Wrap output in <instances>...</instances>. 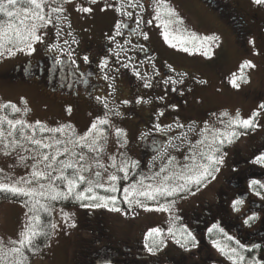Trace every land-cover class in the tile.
Returning <instances> with one entry per match:
<instances>
[{
  "label": "rangeland",
  "instance_id": "rangeland-1",
  "mask_svg": "<svg viewBox=\"0 0 264 264\" xmlns=\"http://www.w3.org/2000/svg\"><path fill=\"white\" fill-rule=\"evenodd\" d=\"M241 1L244 2H241L242 6H245V2L249 0ZM137 2L144 6L139 8V13L142 16L144 24L140 23L138 27L140 31H144L147 34V38L143 37V40H145L148 49L155 55V58L162 61L164 66L170 70L171 75L169 77L184 81L183 84L175 86L183 94H190V102H197L199 105L216 110L229 107L223 109L227 111L236 108V106H242L244 112L248 113V110L251 108L250 105L254 104L259 96L264 100L263 95L260 93L262 85H264V54L262 55L264 52V41L259 42V45L255 46L256 50L252 51L254 54L250 55V58L245 59L246 57L243 56V52H241L235 43H232L233 31L225 24L224 29L220 28L217 25L216 19L207 10L200 8L193 2L184 3L181 0H166L168 6L174 9L177 16L183 21L182 24H174L170 28L177 36L181 34L187 36L189 33H195L198 37H214V42L208 47V55H204L203 49L195 51L191 48V45H182L179 40L166 42L161 34L164 29L157 26L160 22L153 20L152 24L147 23L155 15L154 3L150 0H138ZM114 3H116V0ZM106 5L113 4L111 0H97L95 5H90L89 0H67L63 5L65 11L61 14L63 17L62 23L59 27L49 25L47 28L41 29L43 40L34 45V52L31 54L17 53L12 56H0V104L11 102L21 109L19 113H13L11 109L9 112L6 111L8 113H5V110L0 111V115H7L8 118L14 120L22 119L29 124L40 121L48 128L67 125L70 126L71 131H74L78 135H83L94 119L102 117L105 112H108L114 128H120L124 135L118 142L114 134V128L112 129L104 145L105 157L102 163H108L107 156L113 154H116L119 158V153H123L131 161L139 162L141 158L136 153L137 144L147 129H145L146 126L141 120L134 121L135 119H131L133 114L130 111L134 109L143 114L144 110L130 106L129 102L134 101V97H136L135 90L139 85L145 87V83L148 82L151 84V87L153 86L154 76L159 74L152 65L153 59L139 63L133 69L129 68V71L123 68L122 72L125 74H121L116 80L111 75V70L107 68L103 70L104 75L108 76L105 82L106 85L104 84L103 86L107 92L103 97V99L107 100V108L103 106L101 101H97L96 99V104L92 105L84 103L85 100L80 99L79 104L72 109L68 103H62L61 99H57L55 95H51L47 89H44L45 87L36 84L35 78L33 80V75H29L28 73L27 77H25L26 79L14 78L8 75L16 66L35 63L37 59L46 53L69 57L66 53L71 50L72 55L69 58L74 63L78 55L76 51H81L83 49L82 46L85 44L84 38L78 39L74 34H82L88 26L92 28L98 26L100 22L98 14L101 7L107 8L112 12V8L106 7ZM80 6H91L93 11L91 13H82L77 10ZM258 9L259 11L261 10L260 13L263 16L264 8L258 7ZM245 12L249 14L251 11L245 10ZM53 19L55 20V17ZM163 19H167V17L162 16ZM177 28L181 32H176ZM261 31L258 34L260 33L259 36L264 37V29H261ZM70 33L73 35H70ZM67 37H69V40ZM65 41L69 43L66 45ZM72 41H75V43ZM173 44L176 46L173 47ZM50 46L63 48V52H51L49 50ZM183 46H188L189 52L183 51ZM132 60L125 58L122 63H128L130 64L129 67H132ZM245 61H251L255 67H244L242 69L241 65ZM214 62H220L222 66L218 73L212 67ZM137 71L140 73L139 77L135 74ZM218 74L225 77V79L223 80L219 77V80ZM232 74H236L238 77L243 75V80L240 81L238 89L232 87L229 83ZM167 79H164V81ZM164 81L163 86L165 85ZM114 83H118V87ZM171 86L169 84L167 88L172 90ZM184 87L189 89H183ZM117 90L121 93H116ZM156 90L165 92V89L159 87ZM153 91L151 89V94H153ZM166 93L168 95L171 93V97L175 94L172 91H169V93L166 91ZM138 98L145 99L143 95ZM161 98L165 99L164 96L153 94L147 97L146 101H149L151 104L162 102ZM196 100H200V102ZM124 101H128V103L125 104L123 103ZM149 106L153 108V105ZM24 109H27V111H24ZM117 111L120 113L118 116L115 115ZM157 124L161 126L175 125L169 115L165 113L163 115L159 114ZM210 124L213 123L210 122ZM155 125L152 126L154 127ZM190 125L192 126V124L184 125V129H187ZM3 127L6 129L7 125L5 124ZM25 131L31 134L30 130L26 129ZM180 131L182 129H175L174 127V130L169 135L176 136ZM155 133L159 140L163 141L167 139L166 136H160V132L156 131ZM52 135L50 132L40 133L38 130L36 132L37 138ZM55 136L57 139L62 138L60 133H56ZM252 137V135H248L239 142V146L243 148L244 154L252 142ZM189 139L194 143L196 138L194 139L190 136ZM142 144L145 145V140ZM187 147V145H184L183 147L169 149V154L176 157L177 161L183 162V157L187 153ZM89 155L94 158L95 154L89 153ZM156 156L158 158L155 161H153V157L148 160L147 168L140 166L137 172H133L130 179L138 176L140 173L151 175L152 172L158 171L161 160L159 159V153ZM19 157H26V159L20 160ZM33 163L34 161L31 159L30 153L23 149H15L5 153L3 145L0 144V182L10 183L20 177L26 176L31 171ZM229 163H231L229 156H224L223 163L218 165L219 171L215 173V177L211 180L208 178L199 190L193 186L192 192L194 194L192 195L186 193L183 198L161 197L158 201H148L147 203L152 210H145L133 205L131 208L126 206L125 210L115 212L103 207L65 206L62 204L63 199L52 202V222L57 223L58 227L49 237L48 241L29 257L28 264H74L82 257L85 261L82 260L83 264H141L146 262V260L157 261L156 258L158 262L160 261L163 264H178L180 260L184 259L185 262L189 263L193 258L198 257V253L196 246L193 245V239L188 236L187 232L180 231L182 227L179 222L180 220L185 221L186 218L184 219V216L179 218V214L185 208L193 206L198 202H203L204 200L210 202L209 196L211 198L213 189L219 185V179L228 168ZM139 164L142 163L139 162ZM91 171L93 173L100 171L101 181L103 182L107 180L111 169L104 170L93 167ZM159 206L163 207L159 208ZM158 208L159 210H157ZM61 209L71 217L67 223L62 218ZM26 213L27 208L24 206V203L0 200V239L15 240L18 232L24 226ZM87 215L88 221L85 225H82L85 223L83 220L84 216ZM90 219H106L108 221V233L112 242L125 245L120 255H113L109 258V253H104L103 250V252H100V250L91 262H86V251L91 250L89 245L92 243L94 247H100L104 239V237H102V240L95 239L100 238V235L95 232L96 236L93 233L92 235L90 234L91 228L97 226L95 224L90 226ZM177 219L179 222H176ZM220 224L224 227L227 226L221 222ZM89 226L90 231L87 228ZM198 227H200V224L195 223L192 229H197ZM152 228L160 229V233L155 236L156 244L149 253V250L146 251V249H148L147 246H152L153 238L149 237L146 239V234ZM170 228L173 230L172 233L169 232ZM193 232L195 237L200 236V231L193 230ZM161 236L163 237L162 241ZM214 241L216 242L215 244L213 243ZM217 244L220 247H217ZM208 245L201 252V255L215 258L216 263L233 264V260L229 259L230 249L235 248L238 251L241 249L240 245H244V243L236 239L235 236H225L222 232H218V237L214 240L210 239ZM134 246H140L139 248L142 251L134 250ZM220 248H223L224 251H221ZM81 250L84 251L82 252ZM238 252L242 255L241 251ZM138 253L141 256L137 257L136 254ZM148 255L149 258L147 257ZM215 262L210 264H215Z\"/></svg>",
  "mask_w": 264,
  "mask_h": 264
},
{
  "label": "snow or ice",
  "instance_id": "snow-or-ice-1",
  "mask_svg": "<svg viewBox=\"0 0 264 264\" xmlns=\"http://www.w3.org/2000/svg\"><path fill=\"white\" fill-rule=\"evenodd\" d=\"M66 2L67 0H0V56L34 52V45L43 40L41 29L47 28L49 25L59 27L62 23L61 14L65 11L63 5ZM253 2L257 5H264V0H253ZM89 3L95 5L97 0H89ZM153 3L155 15L147 23L152 24L153 20L159 21L157 26L164 29L161 34L166 42L179 40L182 45H191L195 51L203 49V54L208 55V47L214 42V37H198L195 33L177 36L170 28L174 24H182L183 21L177 16L175 10L168 6L166 0H153ZM106 7H113V5H106ZM141 7L144 6L136 0H116L115 11L121 17L135 18L137 27H139L142 21L140 13L126 9L137 10ZM77 10L82 13H91L93 8L80 6ZM162 16L167 19L162 20ZM115 27V35H120L121 29L126 28L127 24L117 21ZM175 31L181 32L179 28ZM135 33L136 29H130V35ZM139 34L145 39L147 38L146 33L140 32ZM110 39L113 40V43L116 42L115 37H110ZM72 42L75 43V41ZM64 43L67 45L69 42L65 41ZM125 43H130V41H125ZM140 48L143 50L142 46ZM49 50L63 52V48L56 46H50ZM120 50L124 51L122 45ZM182 50L189 52V47L183 46ZM66 54L71 57L72 51L69 50ZM116 55L119 56L120 52H117ZM84 59L88 58L85 56ZM121 66L125 69L129 67L128 64L123 63ZM100 67L102 70L106 68L107 61L101 60ZM244 67L254 68L255 65L251 61H245L241 65L242 69ZM135 74L140 76L138 71ZM104 78L108 79V76L105 75ZM242 80L243 75L238 77L236 74H232L229 83L238 89ZM183 82L182 79L177 80L169 77L164 81V84L166 87L171 84L172 91L175 92V85L183 84ZM145 87H151V84L146 82ZM96 100L101 101L105 108L108 107L106 99L98 96ZM140 102L138 99L137 103ZM123 103L127 104L128 101ZM7 109H11L13 113L21 112V109L14 103L0 104V111ZM261 111H264V103H261L258 110L253 111L247 118H242L238 111L234 115L223 112L216 117L215 124L205 121L204 127L198 134L200 138L194 143L189 139L195 132L194 126L190 125L184 129V125L179 123L167 126L156 124L154 130L167 137V142H162L157 148L161 160L159 170L152 172L151 175L140 173L131 179L132 173L138 171L139 162L131 161L123 153H119V158L116 154L107 156L108 163H102L105 157L104 145L109 133L114 128L108 112H105L102 117L94 119L83 135L71 131L70 126L67 125L48 128L40 121L29 124L22 119L14 120L8 118L7 115H0V144L3 145L5 153L23 149L31 154V159L34 161L31 171L26 176L10 183L0 182V192L26 198L24 206L29 208V212L25 214L24 226L18 232L17 238L15 240L0 239V264H28L29 258L26 255V250L35 252L38 248L39 238L50 237L58 227L55 222H45L40 215L43 213L48 216L52 213V202L74 198L76 201H80L81 206L85 208L103 207L120 212L121 208L116 205L121 202L127 204L129 208L135 205L145 210H152L148 201H158L161 197L183 198L186 193L194 194L193 186L199 190L208 178H214V172L219 171L218 165L223 163L221 149L224 144L232 143L240 135L238 129L256 127V117ZM119 114L118 111L115 113L117 116ZM159 114L163 115L162 112ZM5 124L7 125L6 129L3 127ZM174 127L182 129V131L176 136H171L169 134L174 130ZM26 129L30 130L31 134H28ZM37 130L40 133L50 132L53 135L37 138ZM56 133H60L62 138L57 139ZM114 134L118 142L124 135L118 127L114 128ZM184 145L188 147L183 162L177 161L176 157L169 154V149ZM89 153L95 154L94 158ZM157 158V156H153V161ZM19 159L24 160L26 157H19ZM256 162H264V155L257 157ZM93 167L104 170L111 169L107 180L102 182L101 172L93 173L91 171ZM256 183L258 182L252 181V184ZM121 184H123L122 189ZM100 190L104 194H100ZM85 201L87 202L85 203ZM172 202L174 203V201ZM240 203L241 201L237 200L233 202V205L235 207ZM162 207L159 206V208ZM60 212L63 220L67 223L71 217L63 209ZM251 219L254 217L248 218V220ZM248 220L245 223H248ZM172 231L170 228L169 232L172 233ZM159 233L160 229L152 228L146 234V239L153 238L152 246L146 245L149 251H152L155 246L154 238ZM188 236L191 237V233H188ZM217 247L220 246L217 244ZM240 248L243 249L244 245H240ZM220 250L224 251L223 248ZM229 259L233 260V264H245L246 261V258L240 255L235 248L230 250ZM251 264H260V261L253 258Z\"/></svg>",
  "mask_w": 264,
  "mask_h": 264
},
{
  "label": "flooded vegetation",
  "instance_id": "flooded-vegetation-1",
  "mask_svg": "<svg viewBox=\"0 0 264 264\" xmlns=\"http://www.w3.org/2000/svg\"><path fill=\"white\" fill-rule=\"evenodd\" d=\"M114 1L111 0L113 4V7H111L112 12L107 8L101 7L98 14L100 17L98 26L94 28L88 26V30H84L82 34H74L78 39L84 38L85 40V44L82 46L83 49L76 51L78 55L74 63L67 56L46 53L37 59L35 63L16 67L9 72L11 76L23 79L27 77L28 73L33 75V80L35 78L36 84L42 85L51 95H55L57 99H61L62 103H68L70 108L74 109L73 107L78 105L81 100H85L84 103L92 105L96 104V97L103 98L106 95L107 92L103 87L106 82L103 70H106V68L111 70V75L116 80L121 74H125L122 72L123 67L121 66L125 58L133 59L132 67H128L127 71H129V68L133 69L139 63L153 59L152 65L159 72V74L154 76L156 79H153V86L146 89V87L139 85L135 90L136 97H134V101L129 102L130 106L144 110L143 114L134 109L130 111L133 114L131 119H135L134 121L141 120L146 126L145 129H147L138 140V148L136 150V153L141 158L139 162L142 163L139 164V167L142 166L143 168H147L148 160L156 156L159 145L162 142H167V139L163 141L158 139L152 126L157 124L159 113L168 114L175 124H192L195 127V132L191 137L196 138V141L199 139L198 134L200 129L204 127L205 121L215 124L216 117L223 112L234 115L238 111L242 118H247L253 111L258 110V106L261 103H264V100L259 96L256 102L250 105L251 108L246 113L242 106H236V108L227 111L223 109L229 107L216 110L199 105L197 102L192 103L190 102V94L185 95L178 89L174 92V96L171 97L169 91L172 90H169L165 85L163 86L164 79L169 78L171 75L170 70L150 52L145 40H143V36L139 34L142 31L136 26L135 18L121 17L115 11L116 3ZM150 1L153 3V0ZM181 1L184 3L193 2L200 8L207 10L216 19L220 28L224 29V24L227 25L233 31L232 43H235L243 52L245 59L250 58V55L254 54L252 51L256 50L255 46L259 45V42L264 41V37L259 36L260 33L262 35L261 29H264V15L262 16L261 10L259 11L258 9V7L264 8V5L257 6L252 0L245 2V6H242L244 2L241 0ZM126 10L140 12L139 9ZM245 10L251 12L247 14ZM117 21L127 24L126 28L121 29L120 35H115ZM141 24L144 23L141 21ZM130 29H136V33L130 35ZM258 32L260 33L258 34ZM143 33L145 32L143 31ZM70 35L73 34L70 33ZM110 37H115L116 42L113 43ZM67 38L69 40V37ZM125 41H130V43H125ZM121 45L124 48L123 52L120 50ZM140 46L143 47V50H141ZM117 52H120L119 56L116 55ZM85 56L88 58L87 60L84 59ZM101 60L107 61V67L103 70L100 67ZM128 65L130 66V64ZM212 67L216 73L222 68L220 62H214ZM219 77L223 80L225 79L220 74H218V79ZM114 84L116 87L119 85L118 83ZM158 87L165 89V92L160 91V93L156 90ZM151 89L154 90V95L165 97V99H162L164 103L154 102L151 104L146 101L147 97L153 95L151 94ZM183 89L189 88L184 87ZM250 90L252 91V89ZM116 93L120 94L121 92L117 90ZM260 93L264 97V85H262ZM142 95L145 98L144 100L138 98ZM138 99L141 101L140 103H137ZM196 101L200 102V100ZM149 105H153V108H150ZM221 110L223 111L221 112ZM256 124L257 126L254 128L238 129L240 135L232 143H225L221 149L223 157L229 156L231 163L228 164L226 172L224 171L221 175L219 185L213 189L211 198L209 196L210 202L204 200L185 208L182 213L180 212L179 218L184 216V219H186L179 222L178 218L176 222L181 223L180 225L183 229L181 228L180 230L182 232L191 233L198 257L193 258L189 263L180 262L178 264H210L215 262V258L207 255L203 256L201 252L206 249V246H209L210 239L214 238L218 232H222L225 236H235L236 239L244 243V248L238 251H241L242 256L246 258L245 264H251L253 258L255 260L259 259L260 264H264V162H256L257 157L264 155V111H261L256 117ZM248 135L253 136L252 142L244 154L239 142ZM160 136L164 135L160 133ZM144 140L145 145L142 144ZM215 173L213 174L214 177ZM211 179L213 178L210 177ZM252 181H257L258 183L252 184ZM237 200L241 201V203L234 207L233 202ZM249 217H254V219L248 220ZM246 220H248V223H245ZM220 222L227 226H221ZM195 223L200 224V227L192 229ZM193 230L200 231V236L195 237ZM254 245L256 247H253ZM139 247L134 246L133 249L142 251ZM148 252L150 253L151 251ZM246 252L249 253V256H246ZM136 255L137 257L141 256L140 253ZM183 256L186 257L185 255ZM147 257L149 258V255ZM156 260H146L143 264H163L160 261L158 262L157 258ZM215 264L221 263L215 262Z\"/></svg>",
  "mask_w": 264,
  "mask_h": 264
},
{
  "label": "trees",
  "instance_id": "trees-1",
  "mask_svg": "<svg viewBox=\"0 0 264 264\" xmlns=\"http://www.w3.org/2000/svg\"><path fill=\"white\" fill-rule=\"evenodd\" d=\"M6 111H10V109H7V110H5V113H8V112H6ZM120 187H121V189H122V187H123V184H121L120 185ZM82 190V189H81ZM103 193V191L102 190H100V194H102ZM104 194V193H103ZM119 195V194H118ZM0 200H11V201H19V202H22V203H24L25 202V200H26V198H24V197H14V196H12L10 193H3V192H0ZM87 201H85V203H86ZM62 204L63 205H65V206H71V205H81V202L80 201H76L74 198H69L68 200H63L62 201ZM117 207H120L121 208V210H125L126 209V206H128L127 204H124V203H118L117 205H116ZM111 207V206H110ZM27 208V213L29 212V208L28 207H26ZM41 215V217H42V219L45 221V222H47V221H51L52 222V213L50 214V215H48V216H45L43 213H41L40 214ZM85 218L83 219L84 221H85V223H83L82 225H85L86 223H87V221H88V215L87 216H84ZM90 218V217H89ZM92 224H95V225H97V226H95V227H93V228H91L92 230L90 231V226L92 225ZM89 227H87L88 228V230L91 232L90 234L92 235V233L94 234V232L95 233H97V234H99L100 235V238H95V239H97V240H102V237H104V239H103V243L101 244V246L100 247H94L93 246V244L91 243L90 245H89V248H91V250H89V251H86L87 253H86V262H91L92 260H93V258L96 256V254L97 253H99V251L100 252H103L104 251V253H109L110 255L108 256V257H110L111 255H115V256H118V255H120V253H122V251L124 250V244H122V243H120V244H118V243H114V242H112V239L109 237L110 235H109V233L107 232L108 231V221H106V219H98V220H96V219H94V220H92V219H90L89 220ZM181 231V230H180ZM179 232V231H178ZM164 233V232H163ZM95 235V234H94ZM96 236V235H95ZM218 237V234L216 233L215 234V236H214V238L212 237L211 239L212 240H214V239H216ZM48 239H49V237L48 238H44V237H41V238H39V241H38V248L39 247H41L42 245H44L47 241H48ZM162 239H163V237L161 236V241H162ZM92 241H94V240H92ZM162 245H163V242H162ZM92 246V247H91ZM38 248H37V250H38ZM93 249V250H92ZM36 250V251H37ZM103 250V251H102ZM35 251V252H36ZM82 251V250H81ZM84 251V250H83ZM82 251V252H83ZM35 252H31V251H27L26 250V255L28 256V258L29 257H31ZM247 253V252H246ZM84 256V255H83ZM246 256H249V253H247L246 254ZM83 258V257H82ZM78 259V261H77V263H74V264H83L82 263V260L84 261V259ZM88 260V261H87ZM135 262H137L136 260H134ZM85 262V261H84ZM177 262H178V260H177ZM180 262H185V259L184 260H180ZM172 263V262H171ZM179 263V262H178ZM141 264H143V263H141ZM148 264H152V263H148ZM172 264H174V263H172Z\"/></svg>",
  "mask_w": 264,
  "mask_h": 264
}]
</instances>
